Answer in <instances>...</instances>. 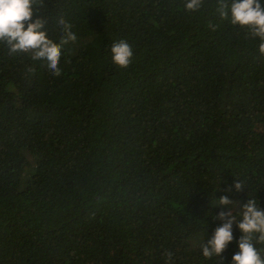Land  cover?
I'll list each match as a JSON object with an SVG mask.
<instances>
[{"label": "trees", "instance_id": "obj_1", "mask_svg": "<svg viewBox=\"0 0 264 264\" xmlns=\"http://www.w3.org/2000/svg\"><path fill=\"white\" fill-rule=\"evenodd\" d=\"M215 8L43 0L49 38L62 16L77 35L59 76L0 43V264H232L237 225L220 258L202 246L221 197L264 209V58Z\"/></svg>", "mask_w": 264, "mask_h": 264}, {"label": "clouds", "instance_id": "obj_2", "mask_svg": "<svg viewBox=\"0 0 264 264\" xmlns=\"http://www.w3.org/2000/svg\"><path fill=\"white\" fill-rule=\"evenodd\" d=\"M205 4L206 0H183L184 10L189 13L201 11ZM42 5L43 0H0V43L7 45L10 55L31 53L33 60H45L49 71L59 76L62 48L69 42H75L77 35L62 16L58 23L62 26L63 38L59 43L50 39L46 30L48 20L36 14L38 6ZM215 11L219 19L246 28L252 39H258V55L264 58V6L259 0H233L231 3L229 0H216ZM34 16L36 18L33 21ZM110 51L115 65L123 69L131 65L134 53L126 40L114 42ZM234 187L239 192L245 186L238 180ZM216 205L229 210L219 213L218 218L224 223L202 246L203 256L208 259L214 256L220 258L233 242L235 224L242 235L238 241L239 251L234 254L232 264H264V256L256 247L257 243L264 244V209L259 206L257 199L249 198L239 210L236 202L228 197H221ZM165 255L171 261L173 253L167 252Z\"/></svg>", "mask_w": 264, "mask_h": 264}]
</instances>
